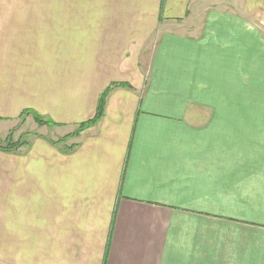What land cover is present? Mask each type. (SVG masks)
<instances>
[{
    "label": "crops",
    "instance_id": "0c3cea01",
    "mask_svg": "<svg viewBox=\"0 0 264 264\" xmlns=\"http://www.w3.org/2000/svg\"><path fill=\"white\" fill-rule=\"evenodd\" d=\"M226 1L0 0V139L59 125L0 150V264H264V0Z\"/></svg>",
    "mask_w": 264,
    "mask_h": 264
},
{
    "label": "trees",
    "instance_id": "16d2710c",
    "mask_svg": "<svg viewBox=\"0 0 264 264\" xmlns=\"http://www.w3.org/2000/svg\"><path fill=\"white\" fill-rule=\"evenodd\" d=\"M120 86L125 87L123 85H120ZM109 90H110V88L107 89V91L105 93H102L103 95L101 96V99L99 101L97 114H96L95 118H93V120L79 124L77 127L78 128L77 131H74V133H71V134L63 137L62 139H60L59 141H57L56 143H53V144H62L63 145L72 138H79L84 131L89 130L90 128L96 126L101 121L102 117L104 116V109H105L104 105H105V100H106V95H107L106 93ZM27 114L32 115L34 118V121H36V123L41 127L47 126L48 128H54V127L59 126L53 122L45 121L44 119H42L38 115H35L34 113L29 112ZM22 116H24V114ZM26 145H27V141L21 140V139H19L18 141H14L12 139V135H10L4 141L0 139V150H2V151L15 152V151H18L19 149L23 148ZM73 148L74 147H67V148L65 147V151L72 150Z\"/></svg>",
    "mask_w": 264,
    "mask_h": 264
},
{
    "label": "rangeland",
    "instance_id": "374dc122",
    "mask_svg": "<svg viewBox=\"0 0 264 264\" xmlns=\"http://www.w3.org/2000/svg\"><path fill=\"white\" fill-rule=\"evenodd\" d=\"M221 2H222L221 5H223V6L228 5L229 6V4H224V3H228V1L221 0ZM30 117H31L30 115L25 114L20 119H18V121H16V130H15V132L18 135L16 137L17 141H18V139L27 141V139L29 138V135L33 134L31 131H34V130L36 131V128H35L34 124H32L33 126L28 124L27 120L28 119L31 120ZM40 131H45V132H41V133L42 134H46V135L49 134V136L54 137V136H61V135L67 134L70 131H74V129H60V130H55V131H50V132H46V130H39V132Z\"/></svg>",
    "mask_w": 264,
    "mask_h": 264
}]
</instances>
